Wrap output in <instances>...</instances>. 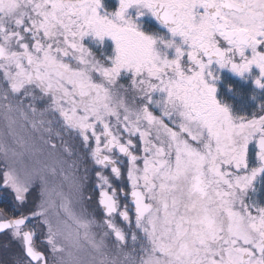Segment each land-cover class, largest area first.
Masks as SVG:
<instances>
[{
    "label": "snow or ice",
    "instance_id": "snow-or-ice-1",
    "mask_svg": "<svg viewBox=\"0 0 264 264\" xmlns=\"http://www.w3.org/2000/svg\"><path fill=\"white\" fill-rule=\"evenodd\" d=\"M0 161V264H264V0H0Z\"/></svg>",
    "mask_w": 264,
    "mask_h": 264
},
{
    "label": "flooded vegetation",
    "instance_id": "flooded-vegetation-1",
    "mask_svg": "<svg viewBox=\"0 0 264 264\" xmlns=\"http://www.w3.org/2000/svg\"><path fill=\"white\" fill-rule=\"evenodd\" d=\"M233 79H239L238 77H233ZM2 163V161H0ZM4 243V238L0 236V259L5 258L2 250V245Z\"/></svg>",
    "mask_w": 264,
    "mask_h": 264
},
{
    "label": "trees",
    "instance_id": "trees-1",
    "mask_svg": "<svg viewBox=\"0 0 264 264\" xmlns=\"http://www.w3.org/2000/svg\"><path fill=\"white\" fill-rule=\"evenodd\" d=\"M259 187V186H258ZM258 196L260 197H264V189H262L259 193H258Z\"/></svg>",
    "mask_w": 264,
    "mask_h": 264
}]
</instances>
